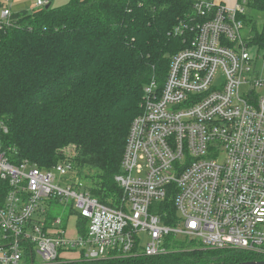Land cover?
<instances>
[{"label":"built area","instance_id":"obj_1","mask_svg":"<svg viewBox=\"0 0 264 264\" xmlns=\"http://www.w3.org/2000/svg\"><path fill=\"white\" fill-rule=\"evenodd\" d=\"M11 1L0 0L1 32L16 25ZM252 1L195 0V27L174 30L189 37L161 86L152 79L143 88L115 177L116 206L92 197L73 169V147L48 170L0 153V180L9 186L0 264H36L35 255L38 264L152 258L190 242L264 258V95L255 94L264 80L253 65L264 55L249 53L240 19ZM48 3L36 0L29 11ZM58 205L73 224L53 214Z\"/></svg>","mask_w":264,"mask_h":264},{"label":"trees","instance_id":"obj_2","mask_svg":"<svg viewBox=\"0 0 264 264\" xmlns=\"http://www.w3.org/2000/svg\"><path fill=\"white\" fill-rule=\"evenodd\" d=\"M195 0H69L13 13L0 31V153L48 170L74 148L72 166L92 197L116 206L115 177L129 126L140 113L144 86L159 85L172 55L185 47L178 26L195 27ZM261 4V5H260ZM249 9L264 10V1ZM244 15L240 19H244ZM264 50V31H250ZM4 129L7 131L4 132ZM9 190L0 180V203ZM163 206L175 221L171 199ZM80 234L85 221L78 219ZM165 223H169L165 220ZM264 258L234 250L182 244L152 258L59 264H238Z\"/></svg>","mask_w":264,"mask_h":264},{"label":"rangeland","instance_id":"obj_3","mask_svg":"<svg viewBox=\"0 0 264 264\" xmlns=\"http://www.w3.org/2000/svg\"><path fill=\"white\" fill-rule=\"evenodd\" d=\"M36 0H12L9 5H11L12 10L15 12L21 11V10H27L29 11L31 9V5ZM68 0H52L53 6L60 5ZM49 4V3H48ZM47 4V5H48ZM65 4V3H64ZM261 5V4H260ZM229 6V5H227ZM244 19L242 20L243 23V30L241 32V35L246 38L248 35V51L250 54L256 57H261L264 55V50H262V47H259L258 45H254L250 41V31L254 30L256 32H262L264 31V10L260 9H249L247 8L244 12ZM253 65L255 66L256 71H258V79L264 80V61L262 59L255 60L253 62ZM248 91V84L241 85L240 86V92L246 93ZM256 95L262 96L264 95V86H257L256 87ZM62 160V159H61ZM60 160V161H61ZM69 209H64L61 206L58 205V207H55L53 209V214L63 217L64 220H69L70 224H73L74 217H69ZM35 263L38 264L40 259L37 255L34 256Z\"/></svg>","mask_w":264,"mask_h":264},{"label":"crops","instance_id":"obj_4","mask_svg":"<svg viewBox=\"0 0 264 264\" xmlns=\"http://www.w3.org/2000/svg\"><path fill=\"white\" fill-rule=\"evenodd\" d=\"M49 2H51V4H52V0H48ZM69 1V0H68ZM68 1H66V2H68ZM215 1H217V2H219V3H222V4H225V5H229V6H232V5H234L235 3H236V1L237 0H215ZM66 2H64V3H66ZM63 3V4H64ZM62 4H60V5H57V6H61ZM32 6V5H31ZM52 6H53V4H52ZM57 6H54V7H57Z\"/></svg>","mask_w":264,"mask_h":264},{"label":"water","instance_id":"obj_5","mask_svg":"<svg viewBox=\"0 0 264 264\" xmlns=\"http://www.w3.org/2000/svg\"><path fill=\"white\" fill-rule=\"evenodd\" d=\"M49 7V4L45 6V9ZM238 264H264V260L261 261H249V262H242Z\"/></svg>","mask_w":264,"mask_h":264}]
</instances>
